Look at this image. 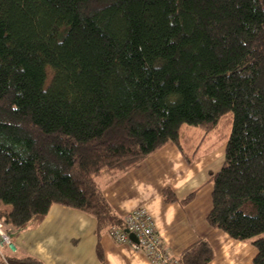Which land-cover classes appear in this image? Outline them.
Returning a JSON list of instances; mask_svg holds the SVG:
<instances>
[{"label": "trees", "instance_id": "obj_1", "mask_svg": "<svg viewBox=\"0 0 264 264\" xmlns=\"http://www.w3.org/2000/svg\"><path fill=\"white\" fill-rule=\"evenodd\" d=\"M186 126L228 137L207 221L264 264V0H0V219L11 235L55 204L93 216L99 236L124 228L100 177L170 143L183 151ZM214 257L207 240L182 254ZM0 264L46 263L4 251Z\"/></svg>", "mask_w": 264, "mask_h": 264}, {"label": "crops", "instance_id": "obj_2", "mask_svg": "<svg viewBox=\"0 0 264 264\" xmlns=\"http://www.w3.org/2000/svg\"><path fill=\"white\" fill-rule=\"evenodd\" d=\"M193 136V149L186 151L184 145H189ZM183 137V151L170 143L127 173L100 177L107 200L122 218L135 209L145 208L175 256L182 258L185 249L207 240L215 250L210 264H252L257 255L253 244L233 239L207 221L213 206L210 174L218 172L225 163L228 137L219 136L218 132L193 133L189 128L183 129ZM187 156L192 158L191 162ZM165 189L179 200L193 197L185 204L167 201ZM12 239L14 248L3 252L31 255L46 264H152L131 243L118 242L109 232L99 236L93 216L57 204L43 222L14 232Z\"/></svg>", "mask_w": 264, "mask_h": 264}, {"label": "built area", "instance_id": "obj_3", "mask_svg": "<svg viewBox=\"0 0 264 264\" xmlns=\"http://www.w3.org/2000/svg\"><path fill=\"white\" fill-rule=\"evenodd\" d=\"M124 228H112L109 234L118 242H129L133 248L144 252L152 264H184L183 259L175 256L167 247L164 239L156 230L155 220L145 208H138L125 216ZM134 233L138 242H131L129 234ZM11 235L0 219V253L6 248H14Z\"/></svg>", "mask_w": 264, "mask_h": 264}, {"label": "rangeland", "instance_id": "obj_4", "mask_svg": "<svg viewBox=\"0 0 264 264\" xmlns=\"http://www.w3.org/2000/svg\"><path fill=\"white\" fill-rule=\"evenodd\" d=\"M186 128H189V129H191L192 131H193V133L196 131V130H198V132H200V133H202L204 130H202V129H200V128H197V127H189V126H186ZM197 137V136H196ZM196 138H195V136H193L191 139H189V145H184V143L186 142V140H185V138L183 137V139H181V142L183 143V145L185 146V149H186V151H190L191 149H193L192 147H190L191 145H192V143H193V141L195 140ZM191 141V142H190ZM5 229H6V227H5ZM6 231H7V229H6ZM8 233H9V231H7ZM10 235H11V233H9ZM12 236V235H11ZM11 241H13V239H11ZM11 249V248H10ZM13 249V248H12Z\"/></svg>", "mask_w": 264, "mask_h": 264}, {"label": "water", "instance_id": "obj_5", "mask_svg": "<svg viewBox=\"0 0 264 264\" xmlns=\"http://www.w3.org/2000/svg\"><path fill=\"white\" fill-rule=\"evenodd\" d=\"M130 238L133 240V242H138L137 236L134 233H130Z\"/></svg>", "mask_w": 264, "mask_h": 264}]
</instances>
